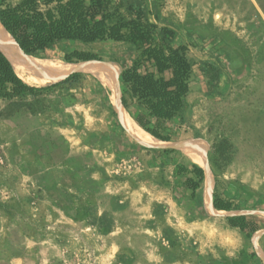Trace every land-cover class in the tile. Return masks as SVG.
I'll return each mask as SVG.
<instances>
[{"label": "rangeland", "instance_id": "1", "mask_svg": "<svg viewBox=\"0 0 264 264\" xmlns=\"http://www.w3.org/2000/svg\"><path fill=\"white\" fill-rule=\"evenodd\" d=\"M146 1L153 37L170 30L167 42L194 66L185 108L163 134L206 144L210 206L217 198L233 210L207 211L205 171L192 194L177 174L191 157L139 145L106 86L80 74L0 99V264H264V0ZM74 50L118 69L121 97L132 46L61 42L28 57L64 61ZM230 216L254 217L259 230L247 238Z\"/></svg>", "mask_w": 264, "mask_h": 264}, {"label": "trees", "instance_id": "2", "mask_svg": "<svg viewBox=\"0 0 264 264\" xmlns=\"http://www.w3.org/2000/svg\"><path fill=\"white\" fill-rule=\"evenodd\" d=\"M121 7L114 0H20L15 4L1 0L0 25L25 56L53 51L61 42L83 45L113 42L132 46L135 57L121 69L119 76L120 104L146 134L169 143L171 138L163 132L167 123L185 108L194 66L187 60L184 47L174 48L167 42V37H173L170 30L162 28L164 36L155 39L153 32L157 27L148 22L140 9L129 6L128 14L122 16ZM63 59L69 63L97 60L95 55L78 50ZM116 71L118 77L119 71ZM79 75L71 74L43 88L29 86L15 74L0 51V99L3 100L38 95L51 87L68 85ZM177 174L186 177L185 185L192 194L204 177L203 170L194 164L189 168L177 166ZM212 206L217 211L233 210L231 202L217 198ZM226 221L247 238L259 230L254 217L230 216Z\"/></svg>", "mask_w": 264, "mask_h": 264}, {"label": "bare ground", "instance_id": "3", "mask_svg": "<svg viewBox=\"0 0 264 264\" xmlns=\"http://www.w3.org/2000/svg\"><path fill=\"white\" fill-rule=\"evenodd\" d=\"M0 51L10 62L15 74L29 86L36 88L47 87L57 83L71 74L91 75L102 82L108 92L109 100L118 114V122L128 135L139 145L149 148H171L180 150L191 157V160L205 171L206 187L201 195V202L207 211H215L210 206V193L212 188V175L205 161L206 144L198 140H188L181 144L164 143L143 132L125 114L120 101L117 84V71L95 61H82L69 63L60 60H38L25 56L14 44L11 37L0 25ZM24 74L29 76L23 78Z\"/></svg>", "mask_w": 264, "mask_h": 264}, {"label": "crops", "instance_id": "4", "mask_svg": "<svg viewBox=\"0 0 264 264\" xmlns=\"http://www.w3.org/2000/svg\"><path fill=\"white\" fill-rule=\"evenodd\" d=\"M114 1L115 2H119L122 5V8H126V9L129 6H132L133 8H138L139 9L141 7H144L145 2H147L146 0H114Z\"/></svg>", "mask_w": 264, "mask_h": 264}, {"label": "water", "instance_id": "5", "mask_svg": "<svg viewBox=\"0 0 264 264\" xmlns=\"http://www.w3.org/2000/svg\"><path fill=\"white\" fill-rule=\"evenodd\" d=\"M6 32V31H5ZM12 39V38H11ZM13 40V39H12ZM13 42H14V40H13ZM14 44H15V46L19 49V47L17 46V44L14 42ZM20 50V49H19Z\"/></svg>", "mask_w": 264, "mask_h": 264}]
</instances>
